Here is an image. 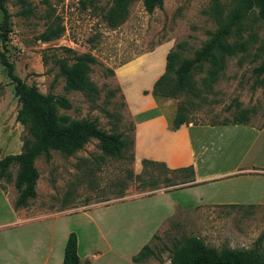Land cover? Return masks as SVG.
I'll use <instances>...</instances> for the list:
<instances>
[{"label":"rangeland","instance_id":"obj_1","mask_svg":"<svg viewBox=\"0 0 264 264\" xmlns=\"http://www.w3.org/2000/svg\"><path fill=\"white\" fill-rule=\"evenodd\" d=\"M216 1L226 8L230 0ZM213 2L162 0L160 8L147 13L141 0H134L128 6L126 19L109 28L101 18L109 0H96L93 7L83 9L77 0H48V4L41 0H5L11 22L6 56L13 62L15 74L27 84H34L41 93H52L69 101V108H57L59 114L96 119L101 129L121 132L126 140L133 141L134 125L128 114L132 107L120 88L117 68L137 61L140 65L136 72L150 63V67L162 66L161 74L166 52L179 42L183 46L181 56H191L207 38V31L216 26L209 13ZM23 9L29 11L21 14ZM50 21L58 22L63 30L58 38L43 42L37 36ZM251 28L244 32L245 37L250 34L246 50L227 58L221 76L208 91L200 86L201 72L193 75L195 87L202 90L200 96L182 94L173 98L175 104L181 100L190 102L191 124L228 122L239 109H245L246 125L262 129L257 135L251 132L226 163L218 164L221 167L238 159L264 166V75L256 76L252 72L264 59V30L258 22H253ZM61 47L95 58L87 73L98 89L94 101L80 91L64 89L63 78L57 74L54 64L55 57L65 55ZM142 76H137V80ZM143 90L149 92V89ZM17 106L13 86L0 65V134L4 137L8 132L16 133L21 142L25 131L15 121ZM34 165L38 171L36 196L26 208L28 215H42L45 219L38 229L43 230L45 251L52 243L54 252L49 264H56L54 256L61 251L63 236L69 231L76 234L79 257L89 256L91 251L99 252L95 260L89 256L94 264H168V252L162 244L187 235L198 236L217 249L250 248L257 243L264 250V203H245L240 207L191 203L197 200L198 194L213 192L205 188L180 193L191 180L182 181L187 176L182 172L172 173L170 181H158L154 187L146 185L150 179L147 172L142 175V183L133 180L128 174L141 170L133 145L128 144L121 157H112L102 154L96 140L90 139L71 156L51 151L49 161L40 156ZM261 169L258 172L264 173V168ZM158 170L155 167L152 173ZM10 172L13 178L14 165ZM1 183L4 187L13 186L12 181L1 179ZM235 187L264 198L263 179ZM160 191L169 194L135 199ZM13 194L11 202L16 192ZM172 200L184 203H176L172 214L161 222V215ZM145 243L155 250L161 262L153 256L131 262L130 257Z\"/></svg>","mask_w":264,"mask_h":264},{"label":"trees","instance_id":"obj_2","mask_svg":"<svg viewBox=\"0 0 264 264\" xmlns=\"http://www.w3.org/2000/svg\"><path fill=\"white\" fill-rule=\"evenodd\" d=\"M48 4V0H41ZM96 0H77L81 9L93 7ZM134 0H109V5L102 13L101 18L105 25L114 28L127 17L128 6ZM142 8L150 13L154 8H160L162 0H141ZM27 10H22L24 13ZM0 65L2 66L9 83L13 86V93L17 101L15 121L22 125L25 133L21 137L20 151L15 154H6L0 157V181H12L16 196L12 202L13 208L26 207L36 195L35 184L38 171L34 165L37 157L45 161L51 158V151L62 156H71L81 149L90 139L96 140V147L102 154L112 157H121L123 151L132 145L121 132L105 131L98 126L96 119L82 117L70 118L59 114L58 107L69 108L70 103L65 97H56L52 93H41L34 84H27L14 72L13 62L6 56V44L11 32L9 13L5 8V0H0ZM216 26L207 31V38L196 48L191 56H181L182 42L176 43L174 48L168 50L164 56L163 72L153 81L149 92L160 97L176 98L182 94L200 96V91H208L211 85L221 76L227 58L244 52L249 43L250 34L244 36L251 24L258 22L264 30V0H230L226 8L214 0L209 7ZM63 26L58 22H48L45 29L37 38L43 42L58 38ZM65 55L54 58L57 74L63 78L66 91H80L85 98L94 101L98 89L88 78L90 65L96 60L88 53L77 54L68 47L60 48ZM203 73L200 77L201 88H196L193 75ZM256 75H264V59L253 67ZM142 90V93H147ZM190 102L179 101L169 128L174 130L181 124L191 122ZM247 113L239 109L231 121H222L216 124H246ZM193 124H196L193 122ZM15 166L12 178L10 167ZM141 170L131 175L133 180L143 182L142 175L149 173L146 185L154 187L158 181L167 183L174 172L187 174L182 181L191 179L193 169L191 165L170 169L163 162L142 158ZM158 167V171L152 173ZM170 173L169 176L164 173ZM191 181V180H190ZM191 184H186L190 186ZM0 187L3 184L0 182ZM226 207H240L243 204H219ZM156 237V234H152ZM168 252V264H264V250L256 243L250 248H220L217 249L203 242L194 235L173 238L169 243L162 244ZM150 256L161 262L159 255L149 246L143 244L130 259L138 263ZM61 264H79L77 255L76 234L67 233L63 246ZM85 264H90L85 260Z\"/></svg>","mask_w":264,"mask_h":264},{"label":"crops","instance_id":"obj_3","mask_svg":"<svg viewBox=\"0 0 264 264\" xmlns=\"http://www.w3.org/2000/svg\"><path fill=\"white\" fill-rule=\"evenodd\" d=\"M149 64L145 63L143 66L146 67L138 72L135 70L140 65L137 61H129L117 68L120 88L127 104L132 107L129 108L128 114L134 125L132 145L138 162L142 158H147L163 162L170 169L191 165L193 169L189 181L191 185L181 188L179 192L205 188L210 189V193L213 192L209 195L198 194L197 200L191 203H264V198L260 195L254 196L233 189L235 186H242L243 183L254 184L261 179L264 180V173L258 172V169L263 170L261 169L264 168L263 165L238 159L231 160L226 167L220 166L235 154L251 132L257 135L262 129L241 123L220 125L187 123L174 130L170 129L176 107L173 98L155 96L150 92L141 94L143 89L150 90L162 69V66L158 69L155 64H152L154 65L152 67ZM142 71L141 80H137ZM20 146L21 142L16 138V133L8 132L4 137L0 134V157L18 153ZM12 191L16 192L13 186L0 187V264H49L54 252L52 243L48 244L45 251L43 230L38 229V225L43 224L45 219L42 215H28L26 208L28 205L13 208L10 196L13 194ZM166 193L169 194L160 191L146 198L135 199H154L156 195ZM176 203L182 204L184 201L172 200L170 207L161 215V222L172 214ZM66 236L67 232L63 236L64 243ZM62 244L61 251L54 256L56 264H61L64 246ZM89 256L95 260L99 252L91 251ZM89 256L86 254L78 256L79 264L83 259L94 264Z\"/></svg>","mask_w":264,"mask_h":264}]
</instances>
